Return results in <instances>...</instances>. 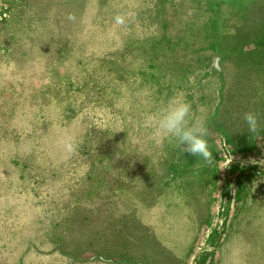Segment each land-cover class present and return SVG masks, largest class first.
Listing matches in <instances>:
<instances>
[{"label":"rangeland","instance_id":"1","mask_svg":"<svg viewBox=\"0 0 264 264\" xmlns=\"http://www.w3.org/2000/svg\"><path fill=\"white\" fill-rule=\"evenodd\" d=\"M188 1L0 0V264H264V0Z\"/></svg>","mask_w":264,"mask_h":264},{"label":"clouds","instance_id":"2","mask_svg":"<svg viewBox=\"0 0 264 264\" xmlns=\"http://www.w3.org/2000/svg\"><path fill=\"white\" fill-rule=\"evenodd\" d=\"M67 19L75 21L76 17L73 14H69ZM115 22L118 25H122L125 23V17L118 14L115 17ZM190 120H192V116L189 103L170 101L160 110L158 120L155 121V131L152 138L157 144L162 139H167L170 144L180 147L184 153L199 157L206 165H212L215 159L209 143V131L202 123L194 121L190 123ZM244 121L247 125V132L255 135L257 140L264 136L258 113H246ZM146 126H153L151 118L146 120ZM74 147L75 145L72 142L67 144V150L70 152L74 150ZM250 163H260L264 166V160L256 161L255 159H250ZM101 259L104 260L103 257ZM105 264H111V262L105 261Z\"/></svg>","mask_w":264,"mask_h":264},{"label":"crops","instance_id":"3","mask_svg":"<svg viewBox=\"0 0 264 264\" xmlns=\"http://www.w3.org/2000/svg\"><path fill=\"white\" fill-rule=\"evenodd\" d=\"M202 0H189V9L188 12L191 15V19L194 21V23L201 18H208L209 11H211L208 6H202L200 5ZM212 9V8H211ZM201 17V18H198ZM198 18V19H195ZM208 23V22H207ZM211 24V23H208ZM208 26V25H207ZM197 27V26H196ZM197 29V28H196Z\"/></svg>","mask_w":264,"mask_h":264}]
</instances>
